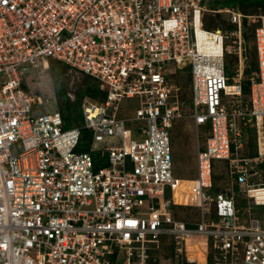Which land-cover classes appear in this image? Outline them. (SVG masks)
Masks as SVG:
<instances>
[{"label":"built area","instance_id":"1","mask_svg":"<svg viewBox=\"0 0 264 264\" xmlns=\"http://www.w3.org/2000/svg\"><path fill=\"white\" fill-rule=\"evenodd\" d=\"M211 3L0 0V264H152L162 237L177 264L189 261V243L211 264H264V219L251 212L264 206V14L256 66L245 73L244 15ZM206 12L227 13L235 28H206ZM226 55L237 57L231 76ZM51 60L105 92L82 99L80 123L66 126L57 107L35 110L56 97L30 93L25 75ZM184 67L187 113L172 78ZM130 98L134 114L119 115ZM184 116L197 131V177L181 187L169 129ZM247 128L253 156L243 154ZM83 130L87 150L77 149ZM214 161L224 162L230 183L218 193L210 191ZM176 205L199 208V220L176 217Z\"/></svg>","mask_w":264,"mask_h":264},{"label":"rangeland","instance_id":"2","mask_svg":"<svg viewBox=\"0 0 264 264\" xmlns=\"http://www.w3.org/2000/svg\"><path fill=\"white\" fill-rule=\"evenodd\" d=\"M236 3V2H235ZM239 4V3H238ZM213 7V6H211ZM237 9V8H236ZM244 16L242 18V24L245 22L248 26V35L249 37H253V30L259 24L260 15L264 14V12L260 11L256 6L250 5L244 8L237 9ZM207 21L212 23L213 21L216 24L220 25L222 29H226L229 19L227 13H218V12H206L205 13ZM204 26L206 28H214L216 26L207 25V22L204 17ZM211 26V27H210ZM251 40V39H250ZM249 62V59H248ZM83 75L78 73H73L66 68V74L62 79L64 84V90L66 91L68 97L71 100H76V91L81 85V88L84 85ZM173 78V76H172ZM175 78V79H174ZM173 79L180 86L179 96L180 99L184 100L183 109L185 113L189 111L188 102H189V85H188V75L180 74L178 77H174ZM34 79V81H32ZM27 90L32 94H39L44 98H49L52 101L53 94L55 95V103L48 102L46 105H40L35 108L37 112H44L46 110H51L53 107H57L58 110L63 113L62 105L60 103L61 97L55 92L53 82L51 81V77L49 76L48 69H32L25 75ZM87 85L91 84L92 81L86 82ZM75 95V96H74ZM138 101L136 98L123 99L120 102V110L119 115L121 116H131L134 114L135 108L137 107ZM72 109V107H71ZM170 133V152L172 155V167L171 171L174 177L176 178H196L197 177V131L195 128V124L192 118L189 117H181L177 118L173 126L169 129ZM199 142L203 146L205 132L202 128L198 131ZM215 165H219L220 161H214ZM218 170V168H217ZM216 170V171H217ZM216 178L223 177V170L217 171ZM224 178V177H223ZM221 185H216L220 190L223 191L226 189L230 183H226V180H219ZM191 180H186L181 182V187H186L191 185ZM226 184V185H225ZM237 190V187H234V190ZM175 200L178 203L186 201L180 196L177 191L175 192ZM257 210L254 208L251 209V212L257 215L260 218L264 219V206H258ZM263 210V211H262ZM174 215L180 219H183L187 222H196L200 218L199 208L195 206H184V205H176L173 207ZM170 238L167 237L166 241H160L159 247L155 250L151 251L152 264H177L176 259L171 252ZM192 247V248H191ZM189 248V252L191 249H196L198 254H200V248L198 244H193ZM203 254V253H202ZM200 254L199 259H204V256ZM202 255V256H201Z\"/></svg>","mask_w":264,"mask_h":264},{"label":"trees","instance_id":"3","mask_svg":"<svg viewBox=\"0 0 264 264\" xmlns=\"http://www.w3.org/2000/svg\"><path fill=\"white\" fill-rule=\"evenodd\" d=\"M212 3V6H232L235 9L237 8H244L250 5L256 6L260 11L264 12V0H210ZM236 2V3H235ZM239 3V4H238ZM204 19L207 21L206 15L204 16ZM209 22V21H207ZM205 25V24H204ZM207 25H212V26H219L216 24V22L212 23H207ZM248 25L244 22L242 24V33L243 37L245 39V46H246V54L248 55V65L249 67L246 68L245 73H248L250 70L255 69L256 66V57H255V45H254V33L255 29L253 30V37H249L248 35ZM211 27V26H210ZM209 28V26H208ZM221 28V27H220ZM226 29H231L235 28V24L230 23L228 21L227 25L225 26ZM256 28V27H255ZM251 39V40H250ZM237 64V57L232 56V55H226L225 56V68H226V74L228 76L232 75V71ZM66 68H68L66 65L61 63L60 61L57 60H51L48 68L49 76L51 77V81L53 82V86L55 89V92L61 97L60 103H63L62 108H63V113L62 117L64 120V123L66 126H69L73 123H80L82 120V112H81V101L84 97H90L94 99H102L105 96V92L99 89L98 86V81L90 77L88 75H83L84 79V85L81 88V85L76 91V100L74 97V100H71L66 91L64 90V84L62 82L63 77L66 74ZM188 75V85L190 86V80H191V75H190V69L189 67H184L182 69L177 70V72L173 75L174 77H178V75ZM175 79V78H174ZM92 81L91 84L87 85L86 82ZM24 86L27 88V85L24 84ZM249 81L247 79L243 80V93L248 94L249 92ZM75 96V95H74ZM189 96H190V87H189ZM184 101V100H183ZM72 107V109H71ZM245 140L244 148H243V154L253 156L257 153L256 149V139H255V131L252 128H247L243 132ZM82 139L81 143L77 146V149L79 150H87L88 146L87 143L85 142L86 140H89L90 138V132L89 130H83L82 132ZM217 170V169H216ZM216 170L213 171L212 173V178H213V186L211 188L212 193H218L220 191H223L222 189L220 190L218 187H215L216 185H221V182L219 180H226V183L228 182V176H227V169L224 165V162L219 163L218 165V170H223V177L219 175L218 178H216V174L218 173ZM226 185V184H225ZM237 199L239 201V204L244 206L246 204V200L243 199L239 194L237 195ZM175 207V206H173ZM255 210L259 211L257 207H253ZM252 208V209H253ZM263 211V210H262ZM212 218H215V215L212 213L211 214ZM167 237H162L160 241H166ZM171 242V240H170ZM172 245V243L170 244ZM159 247H156V249ZM155 250V249H152ZM150 250V252L152 251ZM171 252L173 253V247L171 246ZM200 254L202 252L200 251ZM194 258V257H192ZM209 261L210 263L212 262L211 256H209Z\"/></svg>","mask_w":264,"mask_h":264},{"label":"crops","instance_id":"4","mask_svg":"<svg viewBox=\"0 0 264 264\" xmlns=\"http://www.w3.org/2000/svg\"><path fill=\"white\" fill-rule=\"evenodd\" d=\"M179 179H182V180H192L193 178H179ZM193 244L194 243H189L188 244V247H187V251H186V255H187V257H189V254H190V252L192 251V249H191V251L189 252V248L191 247V246H193ZM201 244V246H202V243H200ZM192 248V247H191ZM202 253H203V251H201ZM203 256H204V259L203 260H198V257H194L195 259H197V262H206V261H208V258H207V255L205 254V252L202 254ZM201 255V256H202ZM190 258V257H189Z\"/></svg>","mask_w":264,"mask_h":264},{"label":"clouds","instance_id":"5","mask_svg":"<svg viewBox=\"0 0 264 264\" xmlns=\"http://www.w3.org/2000/svg\"><path fill=\"white\" fill-rule=\"evenodd\" d=\"M187 222V221H186ZM195 244V243H194ZM158 246V245H157ZM156 249V248H155ZM200 250L202 251V249L200 248ZM151 253V252H150ZM204 253V252H203ZM187 256V255H186ZM188 259H189V261L187 262L186 260H185V262L187 263V264H211L210 263V261H209V257H207L208 258V261H206V262H197V259H195V258H193V259H190L189 257H187Z\"/></svg>","mask_w":264,"mask_h":264},{"label":"bare ground","instance_id":"6","mask_svg":"<svg viewBox=\"0 0 264 264\" xmlns=\"http://www.w3.org/2000/svg\"><path fill=\"white\" fill-rule=\"evenodd\" d=\"M199 255H200V254H198V251H197L196 249H193V250L190 252L189 257H190V259H193L192 257H198V260H202V258L199 259Z\"/></svg>","mask_w":264,"mask_h":264}]
</instances>
